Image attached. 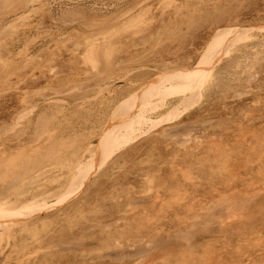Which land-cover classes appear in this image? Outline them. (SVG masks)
<instances>
[{"label":"rangeland","instance_id":"374dc122","mask_svg":"<svg viewBox=\"0 0 264 264\" xmlns=\"http://www.w3.org/2000/svg\"><path fill=\"white\" fill-rule=\"evenodd\" d=\"M262 11L264 0H0L2 171L10 169L8 161L13 167L16 164L8 156L18 153L19 145L29 143L30 139L35 141L38 135L41 138L36 142L41 144L51 129L56 139L62 137L72 142L69 151L79 153L86 143L94 145L95 134L99 133V118L112 114L130 94L141 92L140 83L153 80L165 68H192L200 60L215 29L244 28L242 35L246 39L242 42L241 36L218 55V61L216 59L208 69L206 84L201 88L187 92L178 88L173 93H164L166 103L176 104L184 98L190 105L185 108L180 100L179 116L163 122L112 155L103 167L89 176L76 196L39 215L43 220L48 221L49 217L53 221L42 226L41 219H29L28 222L37 221L41 233L36 238L25 236L24 247L17 245L18 236L14 234L21 227L20 222L6 214L10 230L1 232V264H52L53 259L56 264H264ZM133 19L135 22L147 20L144 25L149 23V29L145 31L152 29L153 34L142 32L134 37L132 33L127 34L126 25L133 23ZM163 24L172 28L170 40L154 46L151 37ZM115 28L125 32L121 35L127 34L123 36H126L123 45L118 46L115 41L117 45L115 50L110 48V59L108 50L105 58V52H99L96 68L85 63L83 57L87 54L84 56V52L93 49L91 44L105 48L104 41L117 37ZM245 65L249 69L251 66L249 73ZM242 69L245 71L241 72ZM219 76L224 79L220 80ZM191 94L193 98L188 97ZM131 109L128 107L127 112ZM158 111L164 112L160 108ZM85 120L87 123L81 126ZM180 124L182 126L177 128ZM169 128L174 131L170 129L171 133L166 136ZM225 156L230 157H227L229 164ZM219 158L221 163L217 161ZM59 167L55 161L45 162L31 172L30 181L35 183L34 187L41 183L45 188L46 179ZM1 180L0 192L9 186L7 180ZM12 185L17 187L16 183ZM20 191V187L14 190L16 194ZM80 203L84 210L73 213L74 206ZM70 213L73 215H68L67 219ZM69 239L76 241V246H64ZM137 248H142L141 254Z\"/></svg>","mask_w":264,"mask_h":264},{"label":"bare ground","instance_id":"6f19581e","mask_svg":"<svg viewBox=\"0 0 264 264\" xmlns=\"http://www.w3.org/2000/svg\"><path fill=\"white\" fill-rule=\"evenodd\" d=\"M50 4V3H49ZM63 4V3H62ZM169 4H167L168 6ZM171 6V4H170ZM35 7V6H34ZM37 8V7H35ZM58 8V7H57ZM60 9V8H59ZM28 10V9H27ZM177 11V10H176ZM56 12V11H55ZM264 12V11H262ZM142 15V14H141ZM168 16V15H167ZM174 16V15H173ZM13 17V16H12ZM143 17V16H142ZM159 18V17H158ZM161 18V17H160ZM174 18V17H173ZM135 19L132 20L133 23H129L128 25H126V33H132L133 37L134 35L138 34V33H142V32H148V34H153L152 33V29L151 30H146L145 29H149L148 25L149 23H147L148 25L145 27L146 23L143 20H138L137 22L134 21ZM162 20V19H161ZM174 20V19H172ZM162 22V21H161ZM171 22V19L168 21ZM145 23V25H144ZM166 23V22H165ZM186 23V22H185ZM151 24V23H150ZM161 24V23H159ZM169 24V23H167ZM257 25V24H256ZM10 26V23H9ZM144 26V27H143ZM159 26V25H158ZM157 26V27H158ZM148 27V28H147ZM155 27V24H154ZM188 27V26H187ZM232 27V26H231ZM36 28V27H35ZM34 28V29H35ZM153 28V26H152ZM220 28V27H219ZM256 28V27H255ZM254 29V28H252ZM259 29V28H257ZM44 30V29H43ZM124 30V29H123ZM138 30V31H137ZM172 30L171 26L166 27L165 24H163L161 27H159L157 29V34L156 35H151L149 37H151L152 40H154V46H161L162 44L167 43L170 40L171 34H172ZM244 28H221L217 30L215 29V31L213 33H211V37L210 40L206 43V47L205 50L203 51V54L201 55V58H199L200 60L195 64L190 70L187 69H183L180 70L179 68H175L174 70L167 68L169 70H167L166 68L162 71L159 72L156 78H154L153 80L146 81L145 83H140V87H142L140 90L141 92L136 93V94H130L129 97L126 98V101L120 103L121 100H118L117 103L119 102L120 104L118 106H114V110L112 111V114H109L108 116H106L105 118H99V133L95 134V137H97L96 143L94 145H88L89 143H86V147H84L82 149V151L80 150L79 153L72 151V150H68V147L72 145V142H68L66 141L64 138L60 137L56 139V136L54 135L55 132H53V129H51L50 131H47V136L43 139L44 141L40 144L37 143V139L41 138L40 135H38L37 139L35 141H31L27 143V144H22L19 145L17 148L18 153H15V155H11L8 156V158L10 160L15 161V165L13 167V165L11 164L10 161H8L9 159H7V161L10 164V169L13 170H7L6 168L3 169L2 171V167L0 166V180H7L9 183V186L7 187H3L1 189L2 192H0V237L1 232H3L4 230H10V226L6 225L7 222V216H12L15 217L16 219H18V223L20 222V226L19 230L16 231L14 234L18 236V241H17V245L18 246H22L24 247V241H25V236L32 235L31 237L36 238L40 232V230L37 228V224L36 222H28L29 219H32L35 217V220H40L41 218H39V215H41V212H46L49 211L50 209H53L54 207H57V205L60 204H64L65 202L69 201L70 199H72L74 196H76L80 190L84 187V185L86 184V182L88 181V178L90 175L94 174L96 171H98L101 167H103L106 163L108 158H110L112 155H114L115 153L119 152L121 149L128 147L130 145H132L135 140H137L139 137H141L142 135L148 133L150 130L155 129L156 127L160 126L163 122L165 121H171L174 120L175 117L179 116L180 112L178 111V107H180V103L185 105V108L187 106L190 105L189 100H186L184 98L179 99V101L175 103H171V102H164V97L165 96L164 93L167 94V91L169 92H175L178 91L177 89L180 88V90H184V91H193L194 89L196 90L197 87L201 88V86H204L206 84V79L210 73V70H208L212 65H214L215 60L218 58V55L222 52L225 51L227 48H229L232 43H234L237 40L241 39V36L243 37L244 35H242V33L244 32ZM93 31V30H92ZM151 31V32H150ZM199 31V30H197ZM248 31V30H247ZM250 31V30H249ZM248 31V32H249ZM252 31V30H251ZM257 31V30H256ZM115 34L117 35V37L114 39L111 38L109 41H107L105 43V41L103 42V44L105 45V48L101 49L99 47V44H91L93 49H89L88 52H84V56L85 54H87L85 57H83V59H85V63L90 64L93 68L97 67V54L100 52L102 54H104V52L106 50L110 51H106L108 53V56L105 52L104 57L107 56L109 57V55L112 54V50H110V48L114 49L118 44L122 46L125 37H123L124 35H121L122 32L119 29L115 28L114 29ZM122 32V33H121ZM247 32V33H248ZM258 32V31H257ZM81 34V33H80ZM145 34V33H144ZM143 34V35H144ZM250 34V32H249ZM87 35V34H86ZM131 35V36H132ZM139 35V34H138ZM141 35V36H143ZM140 36V35H139ZM155 36H157L155 38ZM247 36V35H246ZM33 37V36H32ZM73 37V36H72ZM136 37V36H135ZM262 37V36H260ZM192 38V36H191ZM244 38V40H243ZM242 38V42H244L246 39L245 37ZM22 39V38H21ZM139 40L142 38H138ZM248 39V38H247ZM32 40V39H31ZM107 40V39H106ZM126 40V39H125ZM151 40V41H152ZM28 41V40H27ZM86 41V40H85ZM83 41V42H85ZM115 41H117V44L115 43ZM130 41V40H129ZM133 41V40H132ZM138 41V40H137ZM148 41V40H147ZM150 41V40H149ZM264 42V40H261ZM93 42H96L95 40ZM92 42V43H93ZM250 42V40H249ZM114 43V44H113ZM135 43V41H134ZM134 43L132 45H134ZM146 43V42H145ZM102 44V43H100ZM126 44V43H125ZM131 44V43H130ZM136 44V43H135ZM237 44V43H236ZM259 44V43H258ZM88 45V44H87ZM103 45V47H104ZM131 45V46H132ZM261 45V44H260ZM17 46V45H16ZM76 46V45H75ZM73 46V48L75 47ZM102 46V45H101ZM114 46V47H111ZM255 46V45H254ZM86 49V48H85ZM117 49V48H116ZM103 50V51H102ZM115 50V49H114ZM86 51V50H85ZM102 51V52H101ZM199 51V50H198ZM238 51V50H237ZM239 53V51H238ZM147 54V53H146ZM223 54V52H222ZM35 55V54H34ZM225 55V54H224ZM256 55V54H255ZM140 56V55H139ZM223 56V55H222ZM229 56V55H228ZM111 57V56H110ZM109 57V59H110ZM142 57V56H141ZM199 57V56H198ZM220 57V56H219ZM240 58H242V56H240ZM253 58V56H252ZM112 59V58H111ZM114 59V57H113ZM264 59V58H263ZM230 60V59H229ZM246 60V58H245ZM249 60V58H248ZM251 60V59H250ZM254 60V58H253ZM40 61V59H39ZM111 61V60H110ZM218 61V59H217ZM237 61V60H236ZM235 61V62H236ZM243 61V59H242ZM112 62V61H111ZM123 62V61H122ZM107 62V65H109ZM243 63V62H242ZM247 63V62H246ZM252 63V62H251ZM250 63V64H251ZM66 64V63H65ZM248 64V65H250ZM239 65V64H237ZM247 65V66H248ZM253 65V64H252ZM19 66V65H18ZM158 66V65H157ZM227 66V65H226ZM246 66V65H245ZM244 66V67H245ZM245 67V69H247L246 71L251 70V66L250 69L248 67ZM9 67V66H8ZM92 67H90L92 69ZM145 67V66H144ZM236 67V66H234ZM108 68H110L108 66ZM113 68V67H112ZM143 68V67H142ZM148 68V67H147ZM162 68V67H161ZM164 68V67H163ZM187 68V67H186ZM238 68L241 69V66ZM233 69V67H232ZM249 69V70H248ZM96 70V69H95ZM127 70V69H126ZM125 70V71H126ZM225 70V69H224ZM243 70V69H242ZM241 72H244L245 70H243ZM17 71V70H16ZM35 71V70H34ZM159 71V70H158ZM238 71V70H237ZM255 71V70H254ZM123 72V71H122ZM140 72V71H139ZM251 72V71H250ZM86 73V72H84ZM95 73V71H94ZM110 73V72H109ZM88 74V73H87ZM91 74V73H89ZM126 74V73H125ZM157 74V73H156ZM230 74V73H229ZM235 74V73H234ZM252 74V72H251ZM256 74V73H255ZM86 75V74H85ZM241 75V74H240ZM155 76V75H153ZM211 76V75H210ZM214 76V75H213ZM229 76V75H228ZM232 76V75H231ZM234 76V75H233ZM107 77V76H106ZM237 77V76H236ZM235 77V78H236ZM245 77V76H244ZM247 77V76H246ZM257 77V76H256ZM213 78V77H211ZM219 78H221L219 76ZM228 78V77H227ZM238 78V77H237ZM252 77L250 76V81ZM210 79V78H208ZM224 78H221L220 80H223ZM244 79V78H243ZM256 79V78H255ZM6 80V79H5ZM214 80V79H213ZM242 80V79H240ZM247 82H250V81ZM129 82V81H128ZM237 82V81H236ZM81 83V82H80ZM130 83V82H129ZM204 83V84H203ZM214 83V82H213ZM9 84V83H8ZM203 84V85H202ZM235 85V84H234ZM233 85V86H234ZM67 86V85H66ZM106 87V86H105ZM100 88V87H99ZM218 88V87H217ZM252 88V86H251ZM41 89V88H40ZM43 89V88H42ZM47 89V88H44ZM50 89V88H49ZM139 89V88H138ZM234 89V87H233ZM55 91V89H53ZM52 90V92H54ZM70 90V89H69ZM136 90V88L134 89ZM194 90V91H195ZM210 90V89H209ZM240 90V89H239ZM237 90V91H239ZM243 90V89H242ZM26 91V90H25ZM37 91V90H36ZM40 91V90H39ZM51 91V89H50ZM199 91V90H198ZM224 91V90H223ZM134 93L136 91H133ZM236 92V91H235ZM40 93V92H39ZM56 93V92H54ZM129 93V91H128ZM182 93V92H181ZM180 93V94H181ZM193 94V92H191ZM200 93V92H199ZM249 93V92H248ZM57 94H59L57 92ZM179 94V93H178ZM184 94V93H182ZM186 94V93H185ZM190 94V93H187ZM188 96V97H192ZM237 94V93H236ZM239 94V92H238ZM244 93H242L243 95ZM35 95V94H34ZM53 95V94H52ZM169 95V94H168ZM214 95V94H213ZM39 96V95H38ZM170 96V95H169ZM206 96V95H205ZM241 95H239L240 98ZM49 97V96H48ZM93 97V96H92ZM166 97V96H165ZM168 97V96H167ZM185 97V96H184ZM187 97V98H188ZM201 97V96H200ZM199 97V99H200ZM153 98V99H152ZM193 98V97H192ZM216 98V97H215ZM191 99V98H189ZM123 100V99H122ZM181 100V102H180ZM207 100V99H206ZM214 100V99H213ZM28 101V100H27ZM26 101V102H27ZM60 101V100H58ZM77 101V100H76ZM83 101V100H82ZM114 101V100H113ZM212 101V100H211ZM36 102V101H35ZM54 102V101H53ZM180 102V103H179ZM186 102V104H185ZM197 102V101H196ZM100 103V102H99ZM159 103V104H158ZM197 105V103H195ZM55 105V104H54ZM194 105V104H193ZM198 106V105H197ZM55 107V106H53ZM79 107V104H78ZM81 107V105H80ZM130 109V107L132 108L131 110H129L127 112V109ZM33 108V107H31ZM30 108V109H31ZM77 108V107H76ZM162 109L164 112L159 113L158 109ZM184 108V107H182ZM55 109V108H54ZM59 109V108H58ZM57 109V110H58ZM178 109V110H177ZM189 109V108H188ZM56 110V111H57ZM181 110V108H180ZM185 110V109H184ZM28 111V110H27ZM178 111V112H177ZM182 111V110H181ZM29 112V111H28ZM27 112V113H28ZM184 112V111H183ZM200 113V112H199ZM253 113V112H252ZM249 113V114H252ZM25 116V115H24ZM169 116V117H167ZM47 118V117H46ZM36 119V118H35ZM34 119V120H35ZM19 120V119H17ZM15 119V121H17ZM33 120V121H34ZM47 120V119H46ZM63 120V119H62ZM208 120V119H207ZM14 121V122H15ZM90 122V121H89ZM234 122V121H233ZM17 123V122H16ZM15 123V124H16ZM87 123V120L84 121V123H81V126L85 125ZM183 123V122H182ZM181 123V124H182ZM232 123V122H231ZM14 124V125H15ZM178 125L176 126L177 128H180V126L182 125ZM240 124V123H239ZM13 125V126H14ZM46 125V124H45ZM242 125V124H241ZM35 126V124H34ZM184 126V125H183ZM12 127V125H11ZM9 126V128H11ZM46 127V126H45ZM44 127V128H45ZM175 127V126H173ZM175 127V128H176ZM240 127V126H239ZM183 128V127H182ZM185 128V127H184ZM189 128V127H188ZM187 128V129H188ZM97 129V128H96ZM170 129L172 130L173 128H169L168 134L167 132L165 133V135H169V132L171 133ZM6 130V129H5ZM47 130V129H45ZM44 130V131H45ZM163 130V129H162ZM231 130V129H230ZM174 131V130H172ZM8 132V131H7ZM32 132V131H30ZM187 132V130H186ZM190 132V130H189ZM244 132V131H243ZM4 134V132H1ZM183 133V132H182ZM188 133V132H187ZM186 133V134H187ZM193 133V132H192ZM195 133V132H194ZM90 134V133H88ZM28 135V134H27ZM91 135V134H90ZM94 135V134H93ZM171 135V134H170ZM173 135H176L173 133ZM180 135V134H178ZM185 136V134H184ZM203 136V135H202ZM239 136V135H238ZM74 137V136H72ZM83 137V135H82ZM90 137V136H89ZM93 137V136H92ZM178 137V136H177ZM177 137H174L175 139ZM180 137V136H179ZM192 137V136H191ZM212 137V136H211ZM244 137V136H243ZM174 138L172 140H174ZM189 138V137H188ZM187 138V139H188ZM236 138V137H234ZM18 139V138H17ZM73 139V138H72ZM75 139V138H74ZM178 139V138H177ZM218 139V138H217ZM242 139V138H241ZM42 140V139H41ZM39 140V141H41ZM182 140V138H181ZM209 141V140H208ZM54 142V143H53ZM76 142V141H75ZM79 142V141H78ZM181 142V141H180ZM188 142H186L185 144H187ZM175 144V143H174ZM180 144V143H179ZM26 145V146H23ZM177 145V144H176ZM188 148V147H187ZM253 148V147H252ZM186 149V147H185ZM222 150V149H221ZM229 150V149H228ZM15 151V150H14ZM210 151V150H209ZM207 151V152H209ZM225 151V150H224ZM227 152V151H225ZM216 153V152H215ZM230 153V152H229ZM223 154V153H222ZM4 155V153H3ZM226 155V154H224ZM248 156V155H247ZM220 157V155H219ZM226 158L228 156H225ZM224 157V158H225ZM245 157V156H244ZM214 158V157H213ZM223 158V156H222ZM225 158V159H226ZM230 159V157H228ZM227 158V160H229ZM257 158V157H256ZM253 159V158H252ZM224 160V159H223ZM247 160V158H246ZM258 160V159H257ZM53 161H55V163L57 162L61 167H59L57 169V171L49 178L46 179V184L47 186L44 188L43 184H38V186H33V181L31 180V172L34 170L36 171L38 167H40L41 165L44 166L45 162L46 163H52ZM177 161V160H176ZM208 161V160H207ZM218 162L220 161L217 160ZM222 161V160H221ZM220 161V163H221ZM254 161V160H253ZM13 162V161H12ZM228 164L230 162L227 161ZM250 162V160H249ZM224 162H222L223 165ZM226 163V162H225ZM245 164V161H244ZM247 164V163H246ZM51 164H47V166H50ZM80 165L84 166V169L80 168ZM218 165V164H217ZM216 165V166H217ZM220 165V164H219ZM218 165V169L220 168ZM203 166V165H202ZM224 166V165H223ZM13 167V168H12ZM177 167V166H176ZM187 167V166H186ZM225 167V166H224ZM227 167V166H226ZM169 168V167H168ZM174 168V167H173ZM194 168V167H193ZM208 168V167H207ZM216 168V167H215ZM222 168V167H221ZM180 169V168H179ZM192 169V168H191ZM210 169V168H209ZM224 169V168H223ZM226 169V168H225ZM246 169V168H245ZM206 170V167H205ZM220 170V169H219ZM40 171H42V169L40 168ZM148 171V170H147ZM201 171V170H200ZM212 171V170H211ZM227 171V170H226ZM258 171V170H257ZM224 172V170H223ZM153 173V172H151ZM156 173V172H155ZM161 173V172H160ZM159 173V175H160ZM190 173V172H189ZM193 173V172H192ZM198 173V172H197ZM218 173V172H216ZM220 173V172H219ZM225 173V172H224ZM229 173V172H228ZM233 173V172H232ZM157 174V173H156ZM180 174V173H179ZM214 174V172H213ZM258 174V173H257ZM36 174H34L35 177ZM233 174H231L230 176H232ZM238 175V174H237ZM145 176V175H144ZM192 176V175H191ZM195 176V175H194ZM227 176V177H230ZM234 176V175H233ZM197 177V176H196ZM236 177V176H235ZM240 177V176H239ZM143 178V177H142ZM231 178V177H230ZM244 178V177H242ZM148 179V178H147ZM152 179V178H151ZM180 179V178H179ZM229 179V178H227ZM226 179V180H227ZM232 179V178H231ZM235 179V178H233ZM1 180V181H2ZM43 180V179H42ZM145 180V179H144ZM206 180V179H205ZM230 180V179H229ZM241 180V179H240ZM249 180V179H248ZM152 181V180H149ZM228 181V180H227ZM234 181V180H233ZM244 181V180H243ZM242 181V182H243ZM250 181V180H249ZM3 182V181H2ZM153 182V181H152ZM17 184V187L21 189L20 193L16 194V192H14V190H18L17 187H14V185L12 184ZM30 183V184H29ZM39 183V182H38ZM44 183V182H43ZM148 183V182H147ZM176 183V182H175ZM191 183V182H190ZM232 183V182H231ZM236 183V182H235ZM244 183V182H243ZM35 184V183H34ZM150 184V183H149ZM148 184V185H149ZM192 184V183H191ZM195 184V187H197L198 185ZM198 184V183H197ZM241 184V181H240ZM246 184V183H245ZM245 184L243 185V187H245ZM183 185V184H182ZM222 186V185H221ZM232 186V185H231ZM236 186V185H235ZM240 186V185H239ZM249 186V185H248ZM34 187V188H33ZM193 187V186H191ZM223 187V186H222ZM242 187V188H243ZM182 188V187H181ZM224 188V187H223ZM235 188V187H234ZM240 188V187H239ZM247 188V187H246ZM259 188V187H258ZM222 189V188H221ZM220 190V189H219ZM183 193V192H182ZM184 193H186L184 191ZM254 193V192H253ZM183 195V194H182ZM186 195V194H185ZM254 195V194H253ZM210 196V195H209ZM175 197V196H174ZM183 199V196H181ZM214 197V195H213ZM179 198V197H178ZM177 198V199H178ZM196 199V198H195ZM227 199V198H226ZM230 199V198H229ZM132 200V199H131ZM171 200V199H170ZM184 200V199H183ZM228 200V199H227ZM226 200V202H227ZM192 200H190L191 202ZM207 201V199H206ZM231 201V200H230ZM250 201V200H249ZM135 202V201H134ZM179 202V201H178ZM180 202H182L180 200ZM224 203V202H223ZM233 205V202H230V205ZM245 203V201H244ZM249 203V202H248ZM160 204V203H159ZM158 204V206H160ZM178 204V203H177ZM192 204V203H191ZM226 204V203H225ZM152 205H154L152 203ZM173 205H175V203H173ZM244 205V204H242ZM82 203H80L79 205H75L74 206V211L73 213L76 211H83L84 208L82 207ZM246 205H244L245 207ZM189 207V206H188ZM231 206H229L230 209ZM236 206H234L235 208ZM238 207V206H237ZM241 207V206H240ZM158 208V207H157ZM186 208H184V210L186 211ZM190 208V207H189ZM197 208V207H196ZM214 208V207H213ZM233 208V206H232ZM10 213H7L9 210ZM55 209V208H54ZM128 209V206H127ZM160 209V208H159ZM226 209V207H225ZM228 209V207H227ZM226 209V210H227ZM240 209V208H239ZM158 210V209H157ZM225 210V211H226ZM231 210V209H230ZM238 210V209H237ZM242 211V209H240ZM192 211V209H191ZM232 211V210H231ZM228 212V211H226ZM234 212H236V209H234ZM40 213V214H39ZM73 213L67 214V219L69 218L68 215L71 217L73 215ZM170 213V212H169ZM220 213V212H219ZM7 214V215H6ZM156 214V213H154ZM215 214V213H214ZM217 214V213H216ZM38 215V216H37ZM32 216V217H31ZM37 216V217H36ZM214 216V215H213ZM230 216V215H229ZM232 216V215H231ZM48 217V216H47ZM175 217V216H174ZM183 217V216H182ZM6 218V219H5ZM39 218V219H38ZM228 218V217H227ZM235 218V217H234ZM48 221L41 219V225L45 226L46 224H48L50 221H53L52 219L50 220V218H46ZM171 219V218H170ZM233 219V218H231ZM50 220V221H49ZM144 220V219H143ZM176 220V219H175ZM180 220V219H179ZM229 222L230 220L227 219ZM234 220V219H233ZM27 221V222H26ZM168 221V220H167ZM226 221V220H225ZM224 221V223L226 224V222ZM121 222V221H120ZM148 222V221H147ZM165 222V221H164ZM177 222V221H175ZM17 223V222H16ZM70 223V221L68 222ZM123 223V222H122ZM180 223V222H179ZM183 223V222H182ZM181 223V224H182ZM178 225V224H177ZM13 226V225H12ZM11 226V227H12ZM223 226V225H222ZM47 227V226H46ZM156 227V226H155ZM154 227V228H155ZM160 227V226H159ZM178 227V226H177ZM43 227H41L42 229ZM220 228V227H219ZM46 229V228H45ZM98 229V228H97ZM158 229V228H157ZM88 230V229H87ZM96 230V228H95ZM141 231V230H140ZM148 231V230H147ZM156 231V230H155ZM167 231V230H166ZM183 232V231H182ZM6 233V232H5ZM185 233V232H184ZM148 234V233H147ZM159 234V233H158ZM169 234V233H168ZM81 235V234H80ZM88 236L90 234H87ZM157 235V234H156ZM5 236V235H4ZM28 237V236H27ZM144 237V236H143ZM9 238V236H8ZM86 238V237H85ZM104 238V237H103ZM101 238V239H103ZM72 239H76V238H72ZM72 239L66 240L64 243V246L67 245H72V246H76V241H72ZM183 239V238H182ZM222 239V238H221ZM237 239V238H236ZM116 240V238H115ZM2 241V240H1ZM12 241V240H11ZM42 240H39V242H41ZM45 241V240H44ZM257 241V240H256ZM253 241V242H256ZM264 241V240H263ZM101 242V241H99ZM103 242V241H102ZM5 243V242H4ZM13 243V241H12ZM87 243V242H86ZM98 243V242H97ZM116 243V242H115ZM153 243V242H152ZM184 243V242H182ZM145 244V243H144ZM148 244V243H147ZM165 244V243H164ZM172 244V243H171ZM57 245V244H56ZM99 245V243L97 244ZM149 245V244H148ZM151 245V244H150ZM204 245V243H203ZM218 245V244H217ZM7 246V245H6ZM5 246V247H6ZM152 246V245H151ZM154 246V243H153ZM171 246V245H170ZM186 246V245H184ZM3 247V248H5ZM13 247V246H12ZM116 247V246H115ZM134 247V246H133ZM132 249H135V247ZM144 247V246H141ZM167 247V246H166ZM117 248V247H116ZM158 248V247H157ZM11 249V248H10ZM23 249V248H22ZM55 249V248H54ZM130 248V250H132ZM139 249V248H137ZM142 249V248H141ZM141 249H139L140 254H141ZM147 250V248H144ZM149 249V248H148ZM49 250V249H48ZM59 250V249H58ZM63 250V249H62ZM65 250V249H64ZM129 250V251H130ZM154 250V249H152ZM160 250V249H159ZM237 250V249H235ZM39 251V250H38ZM44 251V250H42ZM95 251V250H94ZM118 251V250H117ZM128 251V252H129ZM134 251V250H132ZM143 251V250H142ZM145 251V250H144ZM143 251V252H144ZM155 251V250H154ZM161 251V250H160ZM163 251V250H162ZM198 251V250H197ZM228 251V250H227ZM18 252V251H17ZM16 252V253H17ZM20 252V251H19ZM142 252V254H143ZM148 252V250H147ZM81 253V252H80ZM79 253V254H80ZM106 253V252H105ZM124 253V252H123ZM136 253V252H135ZM196 253V252H195ZM235 253V252H234ZM1 254V252H0ZM18 254V253H17ZM30 254V253H28ZM35 254V253H34ZM114 254V253H113ZM117 254V253H115ZM125 254V253H124ZM129 254V253H128ZM127 254V255H128ZM131 254V252H130ZM133 254V253H132ZM137 254V253H136ZM139 254V255H140ZM27 255V253H26ZM25 257H28L26 256ZM144 255V254H143ZM146 255V253H145ZM144 255V256H145ZM23 256V255H22ZM118 256V255H116ZM244 256V255H243ZM24 257V258H25ZM30 257V256H29ZM91 257V256H90ZM103 257V256H102ZM115 257L112 256V258ZM120 257V255L118 256ZM116 257V258H118ZM142 257V256H141ZM161 257V256H160ZM159 257V258H160ZM23 258V257H22ZM201 258V257H200ZM220 258V256L218 257ZM26 259V258H25ZM24 259V260H25ZM240 259V258H239ZM4 260V259H3ZM17 260V259H16ZM15 260V261H16ZM161 260V259H160ZM22 261V260H21ZM39 261V260H38ZM53 263L52 264H56V260L53 259L52 260ZM217 261V260H216ZM40 262V261H39ZM158 262V260H157ZM163 262V261H162ZM218 262V261H217ZM2 263V261L0 262V264ZM20 263V262H19ZM244 262H242L241 264H243ZM154 264V263H153ZM162 264V263H160ZM245 264V263H244Z\"/></svg>","mask_w":264,"mask_h":264}]
</instances>
